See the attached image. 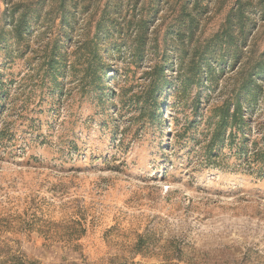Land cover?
Returning <instances> with one entry per match:
<instances>
[{"label": "rangeland", "instance_id": "1", "mask_svg": "<svg viewBox=\"0 0 264 264\" xmlns=\"http://www.w3.org/2000/svg\"><path fill=\"white\" fill-rule=\"evenodd\" d=\"M242 1L230 38L237 0H0V264H264V78L250 107L243 88L264 61V0ZM239 92L244 122L209 149Z\"/></svg>", "mask_w": 264, "mask_h": 264}, {"label": "trees", "instance_id": "2", "mask_svg": "<svg viewBox=\"0 0 264 264\" xmlns=\"http://www.w3.org/2000/svg\"><path fill=\"white\" fill-rule=\"evenodd\" d=\"M249 4L251 5L250 2H244L242 0H237L236 6L232 7L231 10V14L227 19V23L225 25V28L223 30L224 36L226 37H234L233 34L230 32V27L232 26V16L233 17H237V22L239 24V28L240 30H244L246 24H245V19L247 17L246 14V5ZM262 7V6H261ZM261 9V8H258ZM257 9V4L256 7L252 8L251 13L255 14L256 12H258ZM260 12H264V8L260 10ZM29 10L26 11L24 10L19 19L16 21V23L13 25L12 27V33H13V37L20 41L24 38L25 35V30H27L28 28V22L30 20L29 18ZM11 17L12 14L10 13ZM250 18V15H249ZM193 17L190 20V28H193ZM152 20L149 18L144 19V18H140L139 20H137V22L135 23L133 29L135 31L134 33V40L136 42H138V46H144L147 38L149 37V23ZM103 22H105V19L102 17L100 19V21L98 22V26H97V34L99 33H107V27L104 28L103 30ZM12 22H9V24H11ZM106 35V34H105ZM2 39L1 35H0V40ZM242 39H245V37L243 36ZM244 41V40H242ZM208 47V44H207ZM93 55L94 57L97 56V49L93 48ZM208 52H205L204 49H198L197 53H195L197 55L196 60H194L193 65H192V69L198 76V81L197 82H201L203 81V73L206 72V76L208 77V74H210L213 70H214V66L211 64L210 60L208 58H206ZM59 58H56L55 56H53L51 58V60H49V64H48V68L46 70V73L49 76H54L56 75V69H57V65L55 64V62L59 61ZM249 74L247 75L248 78V82H245V84L243 85L244 87H247L249 85V107L251 104V100L250 97L256 95V87L259 85L257 83V80L264 78V61H258L255 66L251 67L249 70ZM155 74H157V76H161L160 78H157V84H154V86L152 87L153 89L150 90L149 92V97L148 99H150L151 102L153 103H157L158 100V96L159 94H161L164 89L166 88L167 85V80L165 78V74H164V68L163 67H158L156 68ZM207 80V78H206ZM163 82V84L160 86L161 82ZM167 81V82H166ZM253 90V91H252ZM231 108H233V110L231 111ZM215 115L218 117L216 122H215V129L213 130L212 133V138L208 144V148L212 149L215 146H219L220 144H222L225 141V131L229 126H232L236 123L239 122H244L245 120V116L243 114V97L241 95V92H239L237 94V96L234 99H227L223 102V104H221L220 106H217L215 108ZM3 135V132L1 131V136ZM234 133L232 132V130L230 131L229 134V138L233 137ZM258 155L263 156L264 157V150L258 152Z\"/></svg>", "mask_w": 264, "mask_h": 264}]
</instances>
